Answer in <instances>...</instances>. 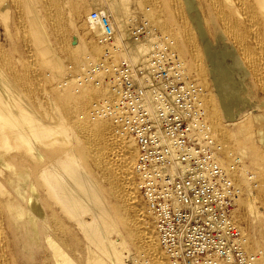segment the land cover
I'll return each instance as SVG.
<instances>
[{
	"label": "bare ground",
	"instance_id": "1",
	"mask_svg": "<svg viewBox=\"0 0 264 264\" xmlns=\"http://www.w3.org/2000/svg\"><path fill=\"white\" fill-rule=\"evenodd\" d=\"M82 1L0 0V23L14 48L12 53L0 42V264H31L39 257L41 263L78 264L66 244L72 227L75 232L79 228L86 239L87 264H151L148 256L140 262L144 254L134 256L130 248L145 238L151 248L159 250L160 264H170L146 198L138 194L137 140L120 128L113 114L101 110L115 96L110 86L117 65L114 52H128L125 60L133 61H129L132 79L145 90V104L152 109L154 92L161 86L155 80L153 57L162 41L172 42L187 75L204 91L203 105L217 141V158L229 171L232 151L226 144L227 128L221 116L226 125L241 123L248 115L241 114L245 108L240 105L253 103L242 94L245 88L233 77L235 71L251 74L264 92V0H208L233 49L225 47L221 33L215 35V42L208 37L196 0L178 2L184 28L178 36L168 19L160 20L164 13L161 0ZM93 6L114 26L110 40L101 44L117 46L101 61L87 45V41L94 45L95 39L104 38L101 21L87 15ZM12 11L19 36L11 28ZM139 20L142 25L133 32ZM69 29L78 35L72 46L66 41ZM140 30H146L141 38ZM95 46L96 52L102 49L100 44ZM183 50L189 52L192 72ZM228 57L238 64L230 66ZM67 61L73 66L69 68ZM42 68L51 77L37 78ZM222 71L232 82L230 92L224 87L227 77ZM52 82L55 85L50 88ZM42 85L41 94L32 93L34 86ZM46 96L51 97L49 110L43 101ZM256 138L264 142L263 134ZM247 149L257 150L252 143L243 144V156L252 155ZM242 155L234 174L241 176L243 192L232 216L245 235L246 249L258 252L250 247L243 206L247 205L252 224L264 227V206H258L260 198L253 194L257 191L264 196V180L260 177L263 181L253 190L257 174L248 176ZM31 249L29 257L26 253ZM257 250L264 253L261 246Z\"/></svg>",
	"mask_w": 264,
	"mask_h": 264
},
{
	"label": "built area",
	"instance_id": "2",
	"mask_svg": "<svg viewBox=\"0 0 264 264\" xmlns=\"http://www.w3.org/2000/svg\"><path fill=\"white\" fill-rule=\"evenodd\" d=\"M93 18L102 23V40L109 41L113 28L107 17L94 12ZM161 44L153 57L161 86L152 109L145 104V90L132 79L131 64L123 60L110 78L115 96L101 110L113 114L137 140L140 190L169 263L264 264L262 251L246 249L245 235L232 216L243 192L241 176L234 174L241 158L231 157L229 171L220 164L204 91L187 75L172 42Z\"/></svg>",
	"mask_w": 264,
	"mask_h": 264
},
{
	"label": "rangeland",
	"instance_id": "3",
	"mask_svg": "<svg viewBox=\"0 0 264 264\" xmlns=\"http://www.w3.org/2000/svg\"><path fill=\"white\" fill-rule=\"evenodd\" d=\"M84 1L86 3H90L91 2V0H84ZM163 1H164V3H163ZM179 1L180 0H177V1L176 0L175 1L174 0H161L159 2L160 7H162V9L164 10V13L162 14L163 18H161L160 20H163L164 18H166V19H168L170 21V24L173 25V27H175V29H173L174 36H178L179 35V32L184 29L183 28V25H182V18H183L182 17V12L179 11V9H177L178 8V5H180V3H178ZM196 1L198 2V5H200L198 7H199V10H200V13H202L201 14V17L203 19H205V20H203V25H204L205 30L208 33V37L215 42V40H216V36L215 35L217 33H221L223 35V38H224L223 42L225 44V47L227 49H231V48L233 49V47H232L233 42H232L231 38L228 36V34L226 33V31L224 30L221 22L218 20V18L216 16V14L209 7L208 0H196ZM80 2L82 3L83 1L80 0ZM174 5L176 6V8H175ZM93 7L90 8V10L88 11V14H87L88 17L91 20H93V13L94 12L99 13L97 11V7L96 8H95V6H93ZM178 13H180V14L178 15ZM103 15L105 17H107L105 14H103ZM11 19H12V21H11V28H12L13 34H14V36H16V35L19 36L20 33L16 29V21H15L16 20V17L14 16V12L13 11H12V17H11ZM93 21H95V20H93ZM109 22L111 23V25H112V27L114 29V26H113L112 21L109 20ZM141 22H143V20L142 21L139 20V21L136 22V26H135V29H134L133 32H136L139 29V27L142 25ZM205 24L208 25L209 27L206 26ZM215 24H217L218 26L216 27ZM5 30H6L5 26H3V23L1 22L0 23V42H2V44L4 45V47H7V49L11 50V52L13 53L14 48L12 46V41L8 39L7 31H5ZM141 31H144L145 33L143 32L142 34H139V32H141ZM139 32L137 34L140 35L139 36L140 38L143 37L142 35H146V30H140ZM156 32H158V31H155V33ZM67 35L69 36V37H66V39H67L66 41H69V43L67 42V45L69 44V45L72 46L73 44H76L78 35L77 34L76 35L74 34V30H70L69 29L67 31ZM72 35H74V36H72ZM68 38H69V40H68ZM15 39L16 38H14V40ZM95 41H96V44H94V45L93 44H90L89 41H87L88 42L87 45L89 46V49L91 50V52L93 53V55L96 57V60L97 61H101V60L107 58V55H109V53L111 51H114L115 49H117V46L115 44H109V45H106L104 47V45L101 44L102 43V38L101 37H99L98 40L95 39ZM98 44H100V46L102 45L101 46L102 49H100L99 52H96L95 51V49H96V46L95 45L98 46ZM230 45H231V47H230ZM114 53L117 56V57L115 56L113 58V60L116 61V64H118L121 61L127 59V57H128L127 56L128 55V52H125V51H124V54H123V51H121V52L120 51H117V52H114ZM182 53H183L185 59L188 62V65H189L188 67L190 68V70L192 72L193 66H192V63H191V59L189 57V52L187 50H183ZM12 57H13L14 61L17 62L16 61L17 57L14 54L12 55ZM219 59L220 58H217V61H219ZM129 61L133 62L132 60H129ZM227 61H228V64L230 66L235 65V63H236V65L238 64V61H234V59H230L229 57L227 58ZM71 65H72V62L67 61V66L69 68L71 67ZM74 66L77 68V66L75 64H74ZM222 75H223L224 78L227 77L224 80L223 84H224V87L226 88V90L230 92L231 91V88H232V82L230 80H227L228 79V74L226 73V71H222ZM46 76H47V78L51 77L50 76V72L48 70H46L45 68H42L41 71H40V73L37 74V78L39 77V79H44ZM137 76H139V75H137ZM107 77H108V75L105 76V78H107ZM233 77L235 79H237L238 81H242V86L245 89H244V91L241 90V92H242V94L244 96H248L250 98L251 102H253V103H252V105H250L248 107H244V106L240 105L239 108H242V109L245 108L244 110L241 111V114L242 115H246V114L248 115L241 123H238L237 121H235L234 123H231L229 125H226L225 122H224L225 121V117L223 115L221 116L224 130L227 128L225 130L226 131V134H228L227 135L228 136V140H227V143L226 144L229 143L228 146H230L231 151H232V152H229V158H231L234 155H236V156L237 155L238 156L242 155L241 147L243 146V144H250V143H252L255 146V148L257 149V150L247 149V152L249 154L252 153V155H249V157L248 156L246 157V156H243L242 155L243 156V159H244V162H245V167L247 169H249V171L251 173L257 174L256 177H255V182L252 183L253 190H255L256 187H257L256 185H258V182L264 180V171L259 168V165H261L262 167H264V142L261 141L260 139L259 140H255V139H257L256 136H259L260 134L261 135L262 134L264 135V92L262 91V89L259 86L258 82L254 79V77L251 74L244 75V74H242L239 71H235L233 73ZM39 83H41V82H39ZM54 83H57V81L54 82ZM54 83L52 82V85H51L52 87H50V88H53V86L55 85ZM41 84H43V83H41ZM110 86H112V84ZM111 88L113 90V87H111ZM246 88H247V90H246ZM44 89H45L44 88V85H42V87H36V86H34L31 89V91L34 94L35 93L36 94L37 93L38 94H41L42 90H44ZM33 90H34V92H33ZM238 91L239 90H237L235 92H238ZM48 97L49 96L44 97L43 98V101H45V104H46L45 106L48 107L47 109L49 110V109H51L50 108L51 107L50 106V98L51 97H49V99H47ZM261 115L263 117L262 120L259 117ZM249 116H251V117H249ZM259 130H261V131H260V133L258 135L257 133L259 132ZM232 142L234 144H232ZM136 143H137V141H136ZM257 151H258V153H257ZM138 154H139V152H138ZM138 154H137V159H138ZM251 161H256V162H251ZM22 167H25V165H23ZM260 170H262V171H260ZM91 173L95 176V178L99 179V176L94 171H91ZM260 177L261 178L263 177L262 178L263 180ZM138 179H139V177L136 174L135 177H134V180L137 183H138ZM252 182H253V180H252ZM259 193L260 192H257V191L256 192H253L254 195H257L260 198L261 203H259L258 206H260V205H263L264 206V201H263L264 200V196L261 193L260 194ZM138 194H140V195L142 194L140 190L138 191ZM246 197H248V196H246ZM244 200H247V198L244 199ZM131 214L135 218L137 217L134 213H131ZM243 214L246 217L248 216L246 218V222L244 223V225H245V229H247L248 234L250 235V238H249L250 241H251L250 247L252 249L255 248L256 251H259V250H257V247L260 248V246H261V248L264 250V227H263V225H260L259 227H256L255 225L252 224L251 217L248 214L247 205L243 206ZM74 230H75V228L72 227V231L70 232L71 234H70L69 238L66 239V244H67L68 247H70V252L76 258L78 264H87V262H86L87 249L85 247L86 246V239L83 236V234H82V232H81V230L79 228H76V232ZM73 231L75 232V237L77 236L76 238L78 240L75 239V237H72V234L74 233ZM146 239L147 238H145L144 240L142 239V240L139 241V243L137 244V246H139V248L137 246H134V245H133L134 248L132 246L130 247L131 248V251L134 252V253H132V255H134V256H136V255L141 256V255L144 254V256H146L145 258H147V256H148V258L151 259V264H152V258L155 261L154 264H160L159 259H158L159 258V254H160L159 253V250H156L154 248H151L148 245V243L145 242ZM74 242H79V245H77V246H74L73 245L72 246V244ZM26 254L29 255V257H30V255L33 254V250L32 249L31 250H28ZM49 258H50V255H49ZM31 264H52V261H50V262L43 261L41 263L40 257H39L37 260H31Z\"/></svg>",
	"mask_w": 264,
	"mask_h": 264
}]
</instances>
